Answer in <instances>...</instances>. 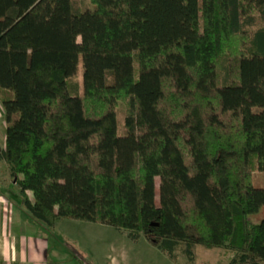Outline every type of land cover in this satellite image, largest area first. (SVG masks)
<instances>
[{"label": "trees", "instance_id": "obj_1", "mask_svg": "<svg viewBox=\"0 0 264 264\" xmlns=\"http://www.w3.org/2000/svg\"><path fill=\"white\" fill-rule=\"evenodd\" d=\"M75 1L0 0V158L29 221L264 264V0Z\"/></svg>", "mask_w": 264, "mask_h": 264}, {"label": "crops", "instance_id": "obj_2", "mask_svg": "<svg viewBox=\"0 0 264 264\" xmlns=\"http://www.w3.org/2000/svg\"><path fill=\"white\" fill-rule=\"evenodd\" d=\"M3 117L4 109L0 102L1 148H4L6 140V126ZM22 207L19 200L18 187L11 177L5 162L0 158V264H80L78 261L83 262L77 255L73 256L70 251L61 247L65 242H61L60 238H58L57 242L59 246L57 245L56 248H53L49 234L40 231L42 225L39 222L29 221V214ZM62 222L63 220L58 225ZM65 236L71 239L75 238V235L72 237L69 235ZM143 237L134 242L142 243ZM130 240L123 245L124 252L120 250L116 256L111 255L110 252L108 253V257L111 260L110 264H147V255L150 254L156 259L160 258L159 255L170 259L146 238L140 248H129L133 244ZM134 253L136 254L133 255ZM137 254L139 260L135 257ZM121 257H123V263L120 261ZM72 260L73 262H71ZM74 260L78 261L75 263ZM166 261H163L162 264H165ZM81 264H84V262ZM158 264H160V261ZM172 264H174L173 261Z\"/></svg>", "mask_w": 264, "mask_h": 264}, {"label": "rangeland", "instance_id": "obj_3", "mask_svg": "<svg viewBox=\"0 0 264 264\" xmlns=\"http://www.w3.org/2000/svg\"><path fill=\"white\" fill-rule=\"evenodd\" d=\"M75 7L79 9H84L86 7H90L92 5L91 0H76ZM82 64L79 65V75L78 77L82 79ZM120 114H119V133L122 132L123 125V105L120 106ZM6 126V123H5ZM159 178H157L158 181ZM253 183L255 187L264 188V172H258L253 175ZM158 194V187H157ZM20 200V198H19ZM158 200V197H157ZM21 202V200H20ZM23 208V207H22ZM23 210L27 212L25 208ZM249 219L253 223H259L264 219V207L260 210L259 213L249 215ZM77 222V223H71ZM42 225L41 232H45L49 234V239L53 248L58 245V238L61 242H65L61 247L66 248L67 251H70L73 256L79 257L83 260L84 264H110L111 260L108 257V253L111 255H117L121 250L124 252V244L130 240L127 236V233L123 231H119L118 229L90 222L76 221L72 219H63V222L60 225H57L54 228H50L45 224L39 222ZM65 235H69L72 237L75 235V238H69ZM143 242L145 237H143ZM135 243L134 241L130 240ZM143 242H136L135 245L131 244L129 248H140ZM59 246V245H58ZM133 246V247H132ZM93 251V252H92ZM140 251V250H138ZM195 251V260L189 261L186 256L183 255L180 250L178 253L177 262L174 264H228L230 253L222 248H206L203 245H196L194 248ZM91 252V253H90ZM139 253V252H137ZM134 253L133 255H135ZM160 254V253H159ZM156 259L153 258L152 255H147L148 262L147 264H160L163 261H166L165 264H172V261L167 257H161ZM139 260L138 254L135 256ZM165 258V259H163ZM79 260V259H78ZM78 260H74L75 263ZM120 261L123 263V257H121ZM152 261V262H151ZM73 262V260L71 261ZM82 261H78V263H83Z\"/></svg>", "mask_w": 264, "mask_h": 264}]
</instances>
